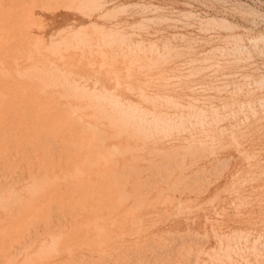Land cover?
<instances>
[{
  "label": "rangeland",
  "instance_id": "374dc122",
  "mask_svg": "<svg viewBox=\"0 0 264 264\" xmlns=\"http://www.w3.org/2000/svg\"><path fill=\"white\" fill-rule=\"evenodd\" d=\"M0 36V49L3 48L7 54L8 49L11 48L12 51L18 47L15 51L21 53L24 51L23 54L26 58L24 59V55L20 52L16 54L15 51L10 52L9 50V54H7L9 56H7L5 53L2 54L3 49L0 51V63L2 64V66L0 64V68L6 69L5 71L1 69L4 75L9 76L8 72H11L13 76L16 72V78L11 77L18 80L21 77V80H16L14 85L12 82L15 79L11 81V78L5 77L6 81H9V84H5L4 75L0 74V80L3 79L0 86L4 87L5 85L6 88L4 90L1 87L0 91L3 89L6 92L9 87L13 86L12 89L10 88L11 90L7 91L8 95L13 91L9 95L12 97L14 92H19L16 88H20L19 85H22L26 90L22 89L21 91L27 93L32 89L36 93H33L32 90L30 93L32 92L37 97L33 102L32 93V96H29V93L24 95L25 93L20 91L22 95L19 92V95L16 94L17 97L14 95L15 99L10 97L12 99L10 100L7 93L4 95L6 99L0 98L4 101L0 100V106L1 104L3 106L2 109L0 107V126L3 127L2 129L0 127V150L4 149V153L0 152V157L4 156L0 158V164H2L0 168L4 165L2 168L5 169L1 168L0 172H2L1 174L6 172L5 175L0 174V187L3 186L2 189L0 188V224L3 222L6 225H0L2 226L0 238L3 237V240H0L1 264H26V262L27 264H161L162 262V264H264V0H0ZM15 36L21 37L18 40H22L24 43H27L29 39L31 46L38 39L40 41L38 40L31 50L28 48L30 44H26L29 45L26 47ZM22 36L26 37L22 38ZM30 36H33L35 41ZM67 36L69 37L67 38ZM6 38H12V41L8 39L11 42H8L10 46L5 43ZM14 39L16 41H13ZM44 41L46 42L44 43ZM75 42L77 46H75ZM20 43L21 45L17 46ZM70 43L74 45L71 44V46ZM2 45L4 47H1ZM21 47L22 50H19ZM25 47L30 53L26 54ZM34 50H37L38 56ZM12 54L13 56H23L22 58L16 56V58L18 57L16 62L14 61L15 57L12 61ZM30 54L34 57L33 59ZM3 55L4 58L6 56L5 59L2 58ZM65 56L66 58H63ZM15 69L17 70L15 71ZM32 71L34 74L31 73ZM59 73L61 76H58ZM31 74L35 75L34 77L37 79L40 77L39 80L35 79L33 82L35 87H38L36 90L35 87L28 86V84H33L30 83V79L32 81L34 77L29 79L32 77ZM22 77L29 81L26 82L27 88L31 87L28 89L29 91L23 85L26 79L24 80ZM49 78L51 79L49 80ZM58 79L61 84L64 83L63 86L59 84ZM43 81L45 82L42 83ZM51 81L53 84L49 83ZM19 82L21 84H18ZM22 82L24 83L22 84ZM55 84L61 85V88ZM41 86H43V90ZM45 86H49V89H44ZM39 87L41 88L39 89ZM62 88L63 90H61ZM47 89L51 92L55 89L57 92L53 90V93L58 94L59 92L62 94L61 91H64L65 93H63L66 95L58 96L56 94L53 96V93ZM3 91L2 94L0 93V97L5 94ZM40 92L47 93L46 96L44 94L46 98L42 99L43 93L40 98ZM49 93L52 96H48ZM37 95H40V100H43H39L40 104L43 103L42 107L39 103H35V100L38 101ZM23 96L25 97L22 98ZM57 96L62 99L60 102L64 104H62L63 106L57 102V100L59 101ZM63 96H66V99H63ZM27 98L34 103L33 106L37 104V107H40L38 111H35L37 107L30 108H35L30 110L32 113L26 111L31 114L26 113L29 117L41 110V113L39 112L41 118L38 113V117H36L37 114L32 116L34 122L30 121L31 119L27 120L28 116H25V118L28 117L25 121L23 118L25 113L18 114L20 118L22 116L23 120L21 119V121L15 116L20 111L21 107L18 104L22 102V99H25L23 101L25 104L29 103L26 101ZM48 99H55V102H50ZM8 100L14 103L17 108L19 107L18 111L15 106L13 108V104L10 105L12 106L9 107L10 109L8 108L14 113L17 111L16 114L11 115L12 112L9 113L8 110H5L6 106L11 104ZM45 100L47 105L50 103L48 106L45 105ZM67 101H70V106L67 105ZM52 102L56 104V107ZM6 103L9 104L6 105ZM22 103L19 105L25 109L26 106ZM32 105L30 104V106ZM71 106H73L72 110L76 108L77 112H75L76 110L72 111ZM47 107L51 110L55 108L64 110L61 112L70 110V113L66 111V114H60V111L55 109L54 112L56 110L59 112H55L58 117L55 115L54 118L52 117L54 113ZM22 111L24 112L21 109L20 112L22 113ZM45 111L48 115L44 113ZM50 112L51 114H49ZM7 113L11 116L14 115L13 117L16 119L10 116L12 121ZM43 113L47 115V118L42 115ZM71 113L77 115L75 118L79 124L82 123V126L80 124L81 129L75 123L74 115L70 117ZM49 115H51L50 121ZM60 115L63 118L62 123L65 124L68 120L66 124L71 126L73 123L75 128L73 125L70 127L65 124L66 127L71 128L69 131L68 128L62 127ZM52 118L56 119V122L60 119L57 122V124L60 123V126H57L55 121L51 122ZM43 119H45V123H49L48 127L46 124L42 125ZM40 120H42V132L38 131L40 128H37L40 125V122L37 123V121ZM14 121L17 124L16 127H12L15 124ZM24 121L25 123L33 122L34 127L31 124H29L31 126L27 123V126L22 124ZM50 123L54 125L51 126ZM43 126L48 129L51 126L52 129L50 131L45 128V132ZM77 127L79 129L76 134ZM4 128L6 130L9 128V132L7 133ZM36 128L40 133L38 136L35 133ZM60 128L68 130L69 133L66 130H60ZM15 129H19L16 131L20 132L16 134ZM53 130H59L61 133L66 132L68 134L66 138L70 137L69 135L76 136L70 137L73 140L71 142L70 138L66 140L65 133L62 135L64 137L62 139L61 133L58 135L59 131L54 132ZM43 133H47L46 136L42 135ZM26 135H32L33 138L29 136L27 139ZM55 135L57 136L55 137ZM77 135H80L79 139ZM10 136L11 142L7 139ZM21 136L23 137L21 138ZM34 136L37 138L41 136L38 138L39 143L42 140L40 145ZM44 136L49 137L44 140L46 139ZM25 138L27 144L24 142ZM83 139L85 143L82 141ZM51 141L53 143H50ZM17 142H21L24 147ZM60 142L64 143L65 147ZM86 142L91 147L85 146ZM80 143H82L81 146ZM67 144L74 148L68 147ZM18 146L20 150L22 149L21 151L17 149ZM83 146L87 147L86 152L81 148ZM81 150L84 154L86 153L85 155L89 154L88 157L82 156ZM8 151L14 152L9 155ZM57 153L59 157L61 156L60 161ZM47 154L53 159L50 157L51 160ZM33 155L39 156V159ZM26 156L28 158L24 159ZM90 157L91 159H89ZM13 158L15 159L13 160ZM32 159L39 163L35 164L31 161ZM42 160L46 163L41 162ZM49 160H54L59 165L53 161L56 168L51 170L54 165ZM70 160L75 161L74 165L78 164L79 168H82L73 167ZM22 163L24 166L31 163L28 169L26 166L27 170H25L29 173H24ZM40 163L42 164L39 165ZM9 164L12 167H9ZM44 164L45 166H43ZM50 164L51 169L49 168ZM5 166L6 168H4ZM59 166L62 167L57 168ZM155 166H159L158 169ZM31 167L36 171V176H34ZM7 168L9 171H6ZM48 168L54 176L59 174L57 177L62 181L67 179L61 183L59 178L53 176L56 179L54 180L53 177L51 178L52 174L49 173ZM72 168L79 170L72 171ZM83 168H88V172L85 170L81 173L80 170ZM29 169L33 171V174ZM133 169L136 170L135 173ZM11 171L13 172L11 173ZM66 171L68 174L70 172L69 176ZM83 172L87 173L83 174ZM130 172L133 174L129 175ZM15 173L17 175H14ZM40 173L48 182L43 178L36 179H39V176L42 177ZM60 173H62L61 177ZM116 174L122 178L120 179V176L118 177ZM124 174L129 175L127 179ZM6 175L9 176V180ZM26 175L29 179L32 178L26 180ZM62 176L64 177L62 178ZM15 178L19 179L17 181L19 183L15 181ZM69 178L71 179L69 180ZM123 178L125 180H122ZM65 182L69 186H66ZM117 182L119 185L115 184ZM91 183L96 185H89ZM54 186L62 188L58 189ZM72 186L76 189L69 193L71 191L69 188ZM142 186L146 188L143 189ZM83 187H86L85 190L88 188L87 192H91L81 191L84 189ZM62 189L63 193H61ZM55 190H58L57 192L60 194L55 195ZM77 191L82 193L79 194ZM106 191H109L108 194ZM4 192H6V196ZM45 192L53 193L52 195L58 196L59 200L66 193L72 195L67 194L68 196L66 195L64 199L61 197L58 202L56 197L54 198L57 200L50 194L49 196L52 197L50 199ZM7 193L10 195L9 199ZM19 194L22 197H19ZM119 194H123L122 197ZM42 196L46 198L44 201ZM6 197L11 202H8ZM119 197L120 199H118ZM47 198L57 205L52 207L54 204L51 205ZM14 203L20 206L17 207ZM29 203L31 205L38 204L35 207H39V209L34 208L33 205L34 211L40 212L35 214L38 216L37 218L35 215H30L35 212L31 210L32 206ZM12 207L14 208L11 209ZM9 209L12 211L9 212ZM15 209L18 211L16 212ZM27 210L31 213H26ZM20 215L22 216L20 217ZM43 217L46 218L43 219ZM13 218L17 219V222ZM28 225L30 226L27 227ZM118 227H121L120 231L117 230ZM4 228L9 231L8 234L4 233ZM10 228L14 232L16 230V234L12 233ZM110 228L114 230H112L114 233L109 231ZM73 229H77L76 232H73L74 235L77 233L75 236H71ZM89 230L92 234L88 232ZM99 230L102 231V234ZM109 232L113 233V236L108 235ZM3 233L9 236L4 239ZM94 233L96 235H93ZM66 234L68 235L64 237ZM91 235L94 237L98 235V237L95 239L92 236L94 239L92 241ZM86 236L92 241L91 243L88 238H85ZM84 239H87L88 242ZM79 241L82 243L79 244ZM18 242L23 243V247ZM3 245L6 246L5 249ZM120 246H122V250ZM139 248L140 250H138ZM2 250H7V253ZM64 250L68 252L66 251V253ZM62 251L65 253L61 254ZM106 251L108 252L106 253ZM4 253L7 257L3 256ZM8 253L9 255H7ZM149 253L150 255H148ZM155 254L156 256H154ZM78 259L80 261H77ZM151 261L152 263H150Z\"/></svg>",
  "mask_w": 264,
  "mask_h": 264
},
{
  "label": "bare ground",
  "instance_id": "6f19581e",
  "mask_svg": "<svg viewBox=\"0 0 264 264\" xmlns=\"http://www.w3.org/2000/svg\"><path fill=\"white\" fill-rule=\"evenodd\" d=\"M0 37H1V36H0ZM2 37H3V36H2ZM6 37H7V36H6ZM24 37H26V36H24ZM24 37L22 36V38H24ZM30 37H33V36H30ZM60 37H61V36H60ZM60 37H59V38H60ZM68 37H69V36H67V38H68ZM70 37H71V36H70ZM13 38H14V37H13ZM15 38H17V36H15ZM20 38H21V37H20ZM20 38H17V40L20 39ZM27 38H28V36H27ZM27 38H26V39H27ZM39 38H40V37H39ZM50 38H51V37H50ZM67 38H66V39H67ZM8 39H9V38H8ZM8 39L6 38V41H5V43H7V44H8V42L11 43L9 40L12 41V38L9 39V40H8ZM33 39H34V37H33ZM51 39H52V38H51ZM51 39H50V40H51ZM70 39H72V37H71ZM70 39H69V40H70ZM0 40H1V39H0ZM3 40H4V39H3ZM7 40H8V41H7ZM23 40H25V39H23ZM36 40H37V38H36ZM38 40H39V39H38ZM38 40H37V41H38ZM41 40H42V39H41ZM50 40H49V41H50ZM60 40H61V38H60ZM13 41H16V39H14ZM18 41H20V40H18ZM25 41H26V40H25ZM27 41H28V42H27ZM27 41H26L27 43H24L22 40H21L20 42H22V43L25 44V45H26V44H30V47H28V48H31V50H32V47L35 46V44H37V41H36V42L34 43V45L32 44V46H31V42L29 43V39H28ZM30 41H31V40H30ZM32 41H33V40H32ZM34 41H35V39H34ZM39 41H40V40H39ZM65 41H66V40H65ZM67 41H68V40H67ZM74 41H76V40H74ZM74 41H73V43H74ZM1 42H2V41H1ZM45 42H46V41H44V43H45ZM62 42H63V41H62ZM70 42H71V40H70ZM77 42H80V41H77ZM3 43H4V42H3ZM13 43H14V42H13ZM17 43H18V42H17ZM49 43H50V42H49ZM73 43H70V45L73 44ZM41 44H42V42H41ZM41 44H40V46H41ZM68 44H69V43H68ZM12 45L14 46V45H16V44H12ZM12 45H11V46H12ZM19 45H21V43L18 44L17 46H19ZM49 45H50V44H49ZM63 45H64V44H63ZM65 45H66V44H65ZM73 45H74V44H73ZM8 46H10V44H8ZM27 46H29V45H26V47H27ZM60 46H61V45H60ZM71 46H72V45H71ZM75 46H77V43H76V42H75ZM75 46H74V47H75ZM1 47H4V46L2 45ZM15 47H16V46H15ZM22 47H23V45H22ZM22 47H21V49L19 48V50H22ZM26 47H25V48H26ZM41 47H42V46H41ZM12 48H13V47H12ZM33 48H34V47H33ZM2 49H3V48H2ZM2 49H0V51H1ZM10 49H11V48H10ZM10 49H8V51H7L8 53H7V54H9V50H10ZM13 49H14V48H13ZM15 49L17 50L18 47H16ZM15 49L12 50V51L10 50V52L15 51ZM44 49H45V48H44ZM24 50L26 51V54L30 53L29 50H28L27 48L24 49ZM27 50H28V51H27ZM37 50H38V47H37ZM37 50H36V51H37ZM57 50H58V49H57ZM64 50H65V49H64ZM2 51H3L2 54L6 52V51H4V49H3ZM36 51L34 50V52H35L36 55H37V52H36ZM38 51H39V50H38ZM15 52H16V51H15ZM19 52H20V51L16 52V54L19 53ZM27 52H28V53H27ZM31 52H32V51H31ZM34 52H33V53H34ZM41 52H42V51H41ZM44 52H45V51H44ZM20 53H21V52H20ZM23 53H24V51H23ZM23 53H21V54H23ZM2 54H1V55H2ZM5 54H6V53H5ZM7 54H6V55H7ZM10 54H11V53H10ZM16 54H15V55H16ZM40 54H41V53H40ZM47 54H48V52H47ZM51 54H52V53H51ZM23 55H24V54H23ZM23 55H22V56H23ZM31 55H32V54H30V56H31ZM33 55H34V54H33ZM64 55H67V54H64ZM69 55H71V54H69ZM69 55H67V56H69ZM7 56H9V55H7ZM12 56H13V54L11 55V57H12ZM16 56H18V55H16ZM16 56H13V57L11 58L12 61L16 58ZM22 56H18V57H21V58H22ZM26 56H27V55H26ZM30 56H28V57H30ZM37 56H38V55H37ZM14 57H15V58H14ZM18 57H17V58H18ZM23 57H24V59H26V58H25V55H24ZM31 57H32V56H31ZM43 57H44V56H43ZM56 57H57V56H56ZM0 58H1V57H0ZM2 58H4V55H3ZM5 58H6V56H5ZM5 58H4V59H5ZM7 58H10V57H7ZM13 58H14V59H13ZM17 58H16L14 61H16ZM33 58H34V57H32L31 59H33ZM60 58H61V57H60ZM63 58H66V56L63 57ZM7 60H8V59H7ZM37 60H38V59H36V61H37ZM64 60H65V59H64ZM5 61H6V60H5ZM17 61H18V60H17ZM17 61H16V62H17ZM38 61H39V60H38ZM3 62H4V61H3ZM33 63H34V62L32 61V65H33ZM0 64H1V63H0ZM3 64H4V63H3ZM23 64H24V63H23ZM4 65H5V64H4ZM14 65H15V64H14ZM30 65H31V64H30ZM1 66H2V64H1ZM7 66H8V64H7ZM15 66H16V65H15ZM5 67H6V66H5ZM8 67H9V66H8ZM26 67H27V66H26ZM31 67H32V66H31ZM31 67H29V68H31ZM34 67H35V66H34ZM42 67H44V66H42ZM42 67H41V68H42ZM13 68H14V66H13ZM24 68H25V67H24ZM37 68H38V67H37ZM49 68H51V67H49ZM49 68H48V70H49ZM1 69H2V68H0V72H2V73H0V74H3V75H4V72L1 71ZM3 69H4V68H3ZM3 69H2V70H3ZM8 69H9V68H8ZM27 69H28V67H27ZM31 69H33V68H31ZM39 69H40V68H39ZM5 70H6V69H4V71H5ZM10 70H11V69H10ZM10 70H9V71H10ZM16 70H17V69H15V71H16ZM22 70H23V69H22ZM44 70H45V69H44ZM11 71H13V70H11ZM23 71H24V70H23ZM34 71H35V70H34ZM60 71L62 72V70H60ZM7 72H8V71H7ZM24 72H25V71H24ZM29 72H30V71H29ZM29 72H28V73H29ZM35 72H36V71H35ZM48 72H49V71H48ZM50 72H51V71H50ZM57 72H58V71H57ZM8 73H10L11 75L9 74V76H8V75L6 74L7 76L4 75V78H5V77L11 78V81H12V79H13L12 77H15L16 72H15V75H13V76H12V73H11V72H8ZM31 73H33V71H32ZM13 74H14V72H13ZM29 74H30V73H29ZM33 74H34V73H33ZM40 74H41V73H40ZM46 74H47V73H46ZM59 74H60V73H59ZM59 74H58V76H61V74H60V75H59ZM65 74H66V72H65ZM19 75H20V74H19ZM19 75H18V76H19ZM23 75H24V74H23ZM48 75H49V74H48ZM53 75H55V74H53ZM66 75H67V74H66ZM11 76H12V77H11ZM24 76H25V75H24ZM28 76H29V75H28ZM28 76H26V78H28ZM30 76H32V77H29V79H30V78L33 79V77H34L35 75L33 76V75L31 74ZM68 76H69V75H68ZM68 76H67V77H68ZM36 77H37V76H36ZM42 77H43V76H42ZM47 77H48V76H47ZM50 77H51V76H50ZM65 77H66V76H65ZM1 78H3V77H1ZM15 78H16V77H15ZM15 78H14V79H15ZM22 78H23V77H22ZM26 78H23V79L25 80ZM51 78H52V77H51ZM51 78H49V80H50ZM56 78H58V77H56ZM56 78H55V79H56ZM14 79H13V80H14ZM23 79H22V80H23ZM35 79H36V80H39L40 77H39V79H37V78L34 77V79H33L32 81H31V79H30V83H33ZM41 79H42V78H41ZM43 79H44V78H43ZM68 79H69V78H68ZM71 79H72V78H71ZM2 80H3V79H1L0 82H1ZM8 80H9V79H8ZM16 80H18V79H15L14 82H12L13 85H14V83L16 82ZM20 80H21V77H20ZM20 80H18V81H20ZM58 80H59V79H58ZM62 80H63V78H62ZM64 80H65V79H64ZM4 81H6V78H5ZM11 81H10V82H11ZM27 81H28V80L26 79L25 83L22 82V84L24 83L23 85L26 86V85H27V83H26ZM45 81H46V80H45ZM45 81H43L42 83H44ZM53 81H54V80H53ZM53 81H51L52 83H51V82H49V83H50V84H53ZM59 81H60V80H59ZM59 81L56 80V82H59ZM28 82H29V81H28ZM37 82H39V81H37ZM64 82H65V81H64ZM66 82H67V80H66ZM6 83L9 84V81H6L5 84H6ZM35 83H36V81H35ZM67 83H68V82H67ZM10 84H11V83H10ZM15 84H16V83H15ZM18 84H21V83L19 82ZM36 84L38 85V83H36ZM47 84H48V83H47ZM47 84H46V85H47ZM59 84H61V81H60ZM63 84H64V83H63ZM63 84H61V85L63 86ZM32 85H34V83L31 84V85L28 84V86H31L32 88H34L35 85H34V86H32ZM37 85H36V86H37ZM39 85H40V84H39ZM44 85H45V84H44ZM55 85H57V84H55ZM61 85H60V86L57 85V86H59V87L61 88ZM20 86H21V87H20ZM25 86H24V87H25ZM52 86H53V85H52ZM67 86H68V85H67ZM71 86H72V85H71ZM1 87H2V85L0 86V88H1ZM8 87H9V86H8ZM11 87H13V86H11ZM11 87H9L8 90H11V89H12ZM15 87H17V86L15 85ZM19 87H20V88H16L17 92H18V91L20 92V91L23 89L22 85H19ZM31 87H30V88H27V86H26L27 90H28V89H31ZM41 87H42V90H43V86H41ZM41 87H39V89H40ZM59 87H55V88L57 89V88H59ZM65 87H66V86H65ZM2 88H3L4 90H6L5 85H4V87H2ZM10 88H11V89H10ZM37 88H38V87H35V90H36ZM45 88H48V89H49V86H48V87L45 86L44 89H45ZM53 88H54V87H53ZM60 88H59V89H60ZM70 88H71V87H70ZM3 89H2V91H3ZM18 89H19V90H18ZM48 89H47V90H48ZM64 89H65V88H64ZM72 89H73V88H72ZM8 90H7V91H8ZM23 90H26V89L24 88ZM31 90H32V89H31ZM31 90H30V91H31ZM53 90H55V89H53ZM53 90H52V92H51V90H48V91H50L51 93H53ZM61 90H63V88H62ZM2 91H0L1 94H2ZM7 91H6V92L3 91L5 94H3V97H0V98L6 99V98H4V95H6ZM14 91H15V90H14ZM28 91H29V90H28ZM30 91H29V92L26 91L27 93H25L24 91H21V92H22V93H25L24 95H28V93H29V96H30V95L32 96V94H33L34 92L36 93V91L32 90L33 93L31 92V93H32V94H31ZM37 91H38V90H37ZM48 91H47V92H48ZM55 91H56V90H55ZM59 91H60V90H59ZM65 91H66V90H65ZM67 91H68V89H67ZM69 91H70V90H69ZM12 92H13V91H11V93H12ZM19 92H18V93H19ZM21 92H20V93H21ZM38 92H39V91H38ZM56 92H57V91H56ZM61 92H62V94H60V92H59V94L54 92L55 94L53 93V96H54V95L56 96V94H57L58 96H59V95L62 96V95L65 93L64 91H61ZM63 92H64V93H63ZM11 93L9 92V95H10ZM18 93L14 92V95L17 97L16 94H18ZM20 93H19V94H20ZM22 93H21V95H22ZM41 93H43V96H44V94H45V96L47 95V93H45V92H40V93H39V94L41 95V96L39 95L40 98H42V94H41ZM70 93H71V92H70ZM81 93H82V92H81ZM1 94H0V95H1ZM19 94H18V95H19ZM9 95H8V93H7V97H8ZM14 95H12V97L9 96V99H10V97L15 99ZM49 95L52 96L50 93L48 94V96H49ZM64 95H66V94H64ZM72 95H73V94H72ZM88 95H89V94H88ZM33 96H34V98H33V97H32V98H33V102H34V99H35L36 96H35L34 94H33ZM37 96H38V95H37ZM39 96H38V101L35 100V103H37V104H38L42 99L46 98V97L44 96V97L40 100ZM58 96H57V97H58ZM5 97H6V96H5ZM24 97H25V96H23L22 98H24ZM64 97H65V98H64ZM67 97H68V96H67ZM70 97H71V96H70ZM92 97H93V96H92ZM32 98H31V100H32ZM36 98H37V97H36ZM75 98H76V97H75ZM14 99H13V100H14ZM16 99H17V98H16ZM18 99H20L19 96H18ZM57 99H59V101L57 100V102H60V100H62V99H60V97H58ZM63 99H66V96H63ZM67 99H70V98H67ZM0 100H1V99H0ZM10 100H12V99H10ZM10 100H8L9 103H11ZM24 100H25V99H22L21 101L23 102ZM39 100H40V101H39ZM46 100H47V99H46ZM46 100H45V105L48 106L50 103L47 105V104H46V103H47ZM48 100H49V99H48ZM1 101L4 102L3 100H1ZM5 101H6V100H5ZM15 101L20 102L19 100H15ZM15 101H13V102H15ZM26 101L29 102L31 105L34 104V103H32L31 101H29L28 98L26 99ZM36 101H37V102H36ZM42 101H43V100H42ZM49 101H50V102H51V101H54V102H55V99H54V100L51 99V100H49ZM49 101H48V102H49ZM18 102H16V103H18ZM22 102H20V103H22ZM69 102H70V101H69ZM69 102L67 101L68 104L65 103V102H64V103L67 104V105H69ZM0 103H1V102H0ZM9 103H8V104H9ZM16 103H15V104H16ZM20 103H19V104H20ZM23 103H24V105L26 106L25 109L22 108V106L18 104V106L21 107V108H20V111H21V109L24 110V112L22 111V113H21L20 111L17 113V111H18L17 109H18L19 107L17 108V106H15L14 103L9 104L8 107L6 106V109H5V110H8L9 107H12V106H10V105L13 104V108H14V106H15V107H16V110H17V111H16L17 115H15V116L17 117L18 120L21 121L22 116H21V118H20V116H19L18 114H20V115H22L23 113H25V114H26V113H27V114H30V113H32V111H30V110H34V109H35V108H33V109H30V108H32V107H37V104H36V106H35V105H34V106H33V105L30 106L29 103H28V104L26 103L27 105H29V106L27 107V105L25 104V102H23ZM23 103H22V104H23ZM52 103H53V102H52ZM8 104L6 103V105H8ZM39 104H40V103H39ZM57 104L59 105V103H57ZM60 104L62 105L63 103L60 102ZM16 105H17V104H16ZM41 105L43 106V103L40 104V107H42ZM53 105L56 107V104L53 103ZM63 105H64V104H63ZM63 105H62V106H63ZM71 105H72V104H71ZM51 106H52V104L50 105V108H51ZM54 106H53V107H54ZM65 106H66V105H65ZM69 106H70V105H69ZM0 107H1V109L3 108L2 104H1ZM23 107H24V106H23ZM40 107H37V109H35V111H36V110L38 111V108H40ZM44 107H45V106H44ZM59 107H60V106H59ZM72 107H73V106L70 107L71 110H72ZM74 107H75V106H74ZM116 107H117V106H116ZM47 108H48V107H47ZM47 108H46V110H47ZM50 108H48L49 111L51 110ZM62 108H63V107H62ZM67 108H68V107H67ZM9 109H10V108H9ZM27 109H29V110H27ZM43 109H44V108H42V110H43ZM55 109H58V108H55ZM55 109H54V110H55ZM60 109H61V108H60ZM65 109H66V108H65ZM5 110L3 109V111H5ZM12 110H13V109H12ZM44 110H45V109H44ZM52 110H53V109H52ZM52 110H51V112L54 113V114H53L54 116H52V117L55 118V117L57 116V114L55 113L57 110H56L55 112H54V110H53V111H52ZM58 110H59V109H58ZM73 110H74V111L76 110L75 112H77V109H76V108L73 109ZM73 110H72V111H73ZM121 110H122V109H121ZM8 111H9V113L12 112L11 110H8ZM26 111H30V113H29V112H26ZM35 111H34V112H35ZM47 111H48V110H47ZM49 111H48V112H49ZM59 111H60V114H61V113L63 114V113H65L66 111H69V113H70V110H66L65 112H61V111H64V110L61 109V110H59ZM59 111H57V112H59ZM72 111H71V112H72ZM123 111H124V110H123ZM125 111H126V110H125ZM34 112H33V113H34ZM39 112L41 113V110H40ZM39 112H36V114H37V113L39 114ZM51 112H50L49 114H51ZM75 112H72V113L75 114ZM0 113H1V112H0ZM9 113H7L8 116H9V118L12 117V118L16 119V117H13L14 115L11 116L12 114H16V113L12 112L11 115H9ZM44 113H46V111H45ZM44 113H43L42 115H44ZM72 113H71V116L69 115L70 117H72V115H74V114H72ZM7 114H6V117H7ZM25 114H23V115H24V117H23L24 120H25L26 118L29 117L27 114H26V115H25ZM34 114H35V113H34ZM34 114H32V116H33ZM36 114H35V115H36ZM38 114L36 115V117H38ZM46 114H47V113H46ZM58 114H59V113H58ZM65 114H66V113H65ZM76 114H78V113H76ZM4 115H5V114H4ZM30 115H31V114H30ZM35 115H34V116H35ZM40 115H41V114H39V117L41 118L42 116H40ZM47 115H48V114H47ZM47 115H44V116L46 117ZM55 115H56V116H55ZM10 116H11V117H10ZM18 116H19V118H18ZM25 116H28V117L25 118ZM32 116L29 117L27 120L31 119L30 121H33L32 119H33L34 117L32 118ZM50 116H51V115H49V117H48V118H49V121L51 120ZM61 116H62V115H60V117H61ZM64 116H65V115H64ZM66 116H67V115H66ZM75 116H77V115H74L73 117L75 118ZM0 117H1V116H0ZM3 117H5V116H3ZM3 117H2V118H3ZM36 117H35V118H36ZM57 117H58V116H57ZM60 117H59V118H60ZM136 117H137V116H136ZM12 118H11V119H12ZM40 118H38V119H40ZM46 118H47V117H46ZM54 118H52V121H51V122H53V121L56 120V119L53 120ZM61 118H62V117H61ZM61 118H60V119H61ZM66 118H67V117H66ZM66 118H65V119H66ZM130 118H131V117H130ZM38 119H36V120H38ZM60 119H58V120H60ZM77 119H78V118H77ZM22 120H23V119H22ZM27 120H25V121H27ZM34 120H35V119H34ZM44 120H45V119H43V121H42V120L37 121V123L40 122V125L38 124L39 127H37V128H40V129H38V131L41 130L40 132H42L41 121H42V125H43V124H46V126H47V124H49V123H45ZM47 120H48V119H47ZM58 120H57V122H58ZM72 120L74 121V119H72ZM72 120H71V122H72ZM75 120H76V118H75ZM78 120H79V119H78ZM133 120H134V119H133ZM5 121H6V119H5ZM12 121H13V119H12ZM12 121H11V123H12ZM15 121H16V120H15ZM15 121H14V123H15ZM25 121H24V123L22 122V124L25 125V124L27 123V122L25 123ZM61 121L63 122V118H62V120H60V123H62ZM67 121H68V120H66L65 124L68 123ZM33 122H34V121H33ZM33 122H31V123L28 122L27 124H28V125H29V124L32 125ZM43 122H44V123H43ZM55 122H56V121H55ZM57 122H56V124H57ZM69 122H70V121H69ZM7 123H8V121H7ZM11 123H10V124H11ZM18 123H19V122H18ZM37 123H36V124H37ZM53 123H54V122H53ZM53 123H52V124H53ZM60 123H58L57 126H60ZM75 123L77 124V126H78L79 128H80V124H81V126H82V123L79 124V123L77 122V120H76ZM75 123H74V124H75ZM114 123H115V122H114ZM0 124H1V120H0ZM19 124H20V123H19ZM27 124H26V126H27ZM36 124H35V126H36ZM50 124H51V123H50ZM52 124H51V126L54 125V124H53V125H52ZM62 124L64 125V126L62 125V127H66L64 123H62ZM71 124L73 125V123H71ZM76 124H75V125H76ZM78 124H79V125H78ZM6 125H8V124H6ZM15 125H17V124L15 123L14 126H12V127H16ZM31 125H29V126H31ZM33 125H34V124H33ZM33 125H32V126H33ZM66 125H68V124H66ZM72 125H71V126H72ZM18 126H19V125H18ZM20 126H21V124H20ZM22 126H23V125H22ZM26 126H24V127H26ZM48 126H49V125H48ZM48 126H47V127H48ZM51 126L49 127L50 129H48L47 127L43 126V127H44V131L46 130L45 128H47L48 130L51 131V129H52ZM55 126H56V125H55ZM68 126H70V125H68ZM68 126H67L66 128H68V130H69V129L71 130V128H69ZM71 126H70V127H71ZM73 126H74V125H73ZM124 126H125V125H124ZM0 127H1V126H0ZM4 127H5V124H4ZM8 127H9V126H8ZM10 127H11V126H10ZM12 127H11V128H12ZM24 127H23V128H24ZM33 127H34V126H33ZM62 127H61V128H62ZM78 127L76 128L77 130L75 131L76 134H77V131H78V129H79ZM2 128H3V127H1V129H2ZM5 128H6V127H5ZM5 128H4V130H6ZM23 128H21V129L24 130L25 128H24V129H23ZM27 128H28V127H27ZM27 128H26V130H29V129H27ZM37 128L35 129V130H36L35 133H37L36 135L38 136V134L40 135V133H38ZM55 128H56V127H55ZM61 128H60V130H64V129H61ZM74 128H75V126H74ZM74 128H73V129H74ZM12 129H14V128H12ZM12 129H11V130H12ZM19 129H20V128H19ZM19 129H15V131H16V130H19ZM21 129H20V130H21ZM57 129H59V128L57 127ZM80 129H81V128H80ZM8 130H10V129L7 128V130H6L7 133L9 132ZM30 130H31V127H30ZM65 130H66V129H65ZM65 130H64V131H65ZM68 130H66V132H67ZM70 130H69V131H70ZM74 130H75V129H74ZM15 131H12V132L10 131V132H11V133H13V132L16 133L17 131H16V132H15ZM32 131H34V129H32ZM53 131H54V130H53ZM57 131H59V130H55L54 132H57ZM69 131H68V133H69ZM82 131H83V130H82ZM19 132H20V131H19ZM19 132H17L16 134H18ZM22 132H23V131H22ZM45 132H46V131H45ZM66 132H62V133H61V131H59V132H58V135H59V133H61V136H62L63 133H65L64 135H66V136H65V138H66L67 135H68ZM72 132H73V130H72ZM3 133H4V132H3ZM47 133H48V131H47ZM47 133H46V134H47ZM49 133H50V132H49ZM73 133H74V132H73ZM73 133H72V134H73ZM78 133H79V132H78ZM4 134H5V133H4ZM30 134H31V133H30ZM46 134L43 133L42 135H45V136H46ZM52 134H53V132H52ZM1 135H2V134H1ZM9 135H10V134H9ZM11 135H14V134H11ZM32 135H33V134H32ZM32 135H29V136H30L31 138H33ZM5 136L7 137V134H6ZM26 136H27V135H26ZM29 136H27V139H29ZM45 136H44V138H46V139H44V140H47V139H48L47 137H49V136H47V137H45ZM56 136H57V135H55V137H56ZM61 136H60V139H61ZM69 136L72 137V136H76V135H72V136L69 135ZM79 136H80V135H77V138H78ZM15 137H16V136H15ZM22 137H23V136H21V138H22ZM24 137H25V136H24ZM34 137H36V136H34ZM39 137H41V136H39ZM39 137H38V138H39ZM42 137H43V136H42ZM55 137H54V138H55ZM62 137H63V136H62ZM70 137H68V138H70ZM10 138H11V136L8 137L7 139L9 140ZM36 138H37V137H36ZM38 138H37V140H36L37 142L39 141ZM68 138H66V140H68ZM72 138H74V137H72ZM42 139H43V138H42ZM52 139H53V138H52ZM62 139H64V137H63ZM70 139H71V138H70ZM78 139H79V138H78ZM80 139H82V138H80ZM5 140H6V139H5ZM12 140H13V139H12ZM16 140H19V139H16ZM16 140H15V141H16ZM21 140H22V139H21ZM23 140H24V138H23ZM23 140H22V141H23ZM31 140H32V139H31ZM75 140H76V139H75ZM75 140H74V143H75ZM0 141H1V140H0ZM9 141H10V140H9ZM15 141H14V142H15ZM19 141H20V140H19ZM28 141H29V140H28ZM32 141H33V140H32ZM54 141H55V140H54ZM72 141H73V140L71 139V142H72ZM82 141L85 143V140H84V139H83ZM6 142H7V140L5 141V143H6ZM10 142H11V141H10ZM24 142L27 144L26 138H25V141H24ZM37 142H36V143H37ZM41 142H42V140L40 141V143H41ZM44 142H46V141H44ZM55 142H56V141H55ZM71 142H70V143H71ZM76 142H77V140H76ZM80 142H81V141H80ZM83 142H82V143H83ZM12 143H13V142H12ZM17 143H18V142H17ZM19 143L22 145L21 142H19ZM19 143H18V144H19ZM34 143H35V140H34ZM38 143H39V142H38ZM38 143H37V144H38ZM40 143H39V145H40ZM50 143H53V141H51ZM50 143H49V145L53 146V145L50 144ZM57 143H58V142H57ZM78 143H79V141H78ZM82 143H80V146H81ZM13 144H14V143H13ZM23 144H24V143H23ZM26 144H25V145H26ZM28 144H29V143H28ZM32 144H33V143H32ZM54 144H55V143H54ZM60 144H61V142H60ZM62 144L64 145V143H62ZM62 144H61V145H62ZM92 144H93V143H92ZM33 145H35V144H33ZM58 145H59V143H58ZM67 145H68V144H67ZM71 145H72V143H71ZM83 145H84V144H83ZM87 145H88V144H87V142H86L85 146H87ZM2 146H3V145H2ZM4 146H6V145H4ZM22 146H23V145H22ZM22 146H21V147H22ZM35 146H36V145H35ZM42 146H45V145L42 144ZM74 146H75V144H74ZM85 146H83V147H81V148H83V150L85 149V152H86L87 147L84 148ZM88 146H90V145H88ZM15 147H16V146H15ZM23 147H24V146H23ZM29 147H30V146H29ZM36 147H37V146H36ZM48 147H49V146H48ZM48 147H47V148H48ZM62 147H63V146H62ZM62 147H61V148H62ZM64 147H65V145H64ZM68 147H71V146L68 145ZM77 147H78V146H77ZM90 147H91V146H90ZM90 147H89V148H90ZM92 147H93V145H92ZM6 148H7V147H5V149H6ZM42 148H43V147H42ZM44 148H46V147H44ZM51 148H52V147H51ZM71 148H72V147H71ZM71 148H70V149H71ZM73 148H74V147H73ZM73 148H72V149H73ZM89 148H88V149H89ZM93 148H94V147H93ZM8 149H9V148H8ZM17 149L20 150V147L18 146ZM28 149L30 150V148H28ZM53 149H54V147H53ZM53 149H52V150H53ZM65 149H66V148H65ZM67 149H68V148H67ZM76 149H78V148H76ZM94 149H95V148H94ZM3 150H4V149H3ZM3 150H2V151H3ZM6 150H7V149H6ZM11 150H12V148H11ZM14 150H15V149H14ZM21 150H22V149H21ZM21 150H20V151H21ZM32 150H33V148H32ZM41 150H42V149H41ZM49 150H50V149H49ZM52 150H50V151H52ZM61 150H63V148H62ZM83 150H81V152H82ZM2 151L0 150V152H2ZM25 151H26V150H25ZM57 151H58V150H57ZM57 151H56V152H57ZM96 151H97V150H96ZM12 152H14V151H12ZM12 152H9V151H8V154L10 155V153L12 154ZM17 152H18V151H17ZM35 152H36V151H35ZM53 152H54V151H53ZM97 152H98V151H97ZM3 153H4V151H3ZM21 153H22V152H21ZM23 153L25 154L24 151H23ZM26 153H27V152H26ZM36 153H37V152H36ZM36 153H34V154H36ZM41 153H43V152H41ZM54 153H55V152H54ZM82 153H83V154H82ZM82 153H81L82 156L86 154V153L84 154V152H82ZM90 153H91V151H90ZM110 153H111V152H110ZM6 154H7V153H6ZM50 154H51V153H50ZM59 154H60V153H59ZM67 154H69V153H67ZM70 154H72V152H70ZM81 154H79V155L81 156ZM26 155H27V154H26ZM38 155H39V152H38ZM45 155H46V154H45ZM47 155H48V154H47ZM63 155H64V154H63ZM87 155H89V154H87ZM87 155H85V157H86ZM93 155H94V154H93ZM33 156H34V157H37L36 155H33ZM41 156H43V155H41ZM48 156H49V155H48ZM48 156H47V157H48ZM57 156H58V153H57ZM90 156H92V154H90ZM3 157H4V156H3ZM3 157H2V155H1L0 158H3ZM18 157H19V155H18ZM21 157H22V156H21ZM28 157H29V154H28ZM28 157L26 156V158H24V157H23V158H24V159H27ZM38 157H39V156H38ZM38 157H37V158H38ZM45 157H46V156H45ZM50 157H51V156H49V158H50ZM54 157H55V156H54ZM60 157H61V156H60ZM60 157L58 156V160H59V161H60V159H59ZM64 157H66V156H64ZM64 157L62 158L63 161H64ZM87 157H88V156H87ZM23 158H22V160H24ZM51 158L53 159V157H51ZM51 158H50V159H51ZM10 159L12 160V158H10ZM10 159H9V160H10ZM14 159H15V158H13V160H14ZM17 159H18V158H17ZM38 159H39V158H38ZM45 159H46V158H45ZM52 159H51V160H52ZM89 159H91V157H90ZM167 159H168V158H167ZM51 160H49V161H51ZM73 160H74V159H73ZM73 160H70V161H72V163H73V164H72V163L70 162V163L72 164V166L74 165V162H75V161L73 162ZM83 160H84V159H83ZM87 160H88V159H87ZM87 160H86V161H87ZM165 160H166V159H165ZM169 160H170V159H169ZM169 160H168V161H169ZM15 161H16V160H15ZM15 161H13V164H15V163H14ZM17 161H18V160H17ZM17 161H16V162H17ZM26 161H27V160H26ZM31 161L35 162V164H36V163H39V162H37V160L34 161V160L32 159ZM38 161H39V160H38ZM53 161H54V160H53ZM53 161H51V162L53 163ZM56 161H57V159H56ZM56 161H54V162H56ZM59 161H58V162H59ZM63 161H62V162H63ZM79 161H80V160H79ZM86 161H85V162H86ZM170 161H171V160H170ZM170 161H169V162H170ZM174 161H175V160H174ZM10 162H11V161H10ZM27 162H28V161H27ZM41 162H43V160H42ZM51 162H50V163H51ZM76 162H77V161H76ZM81 162H82V161H81ZM81 162H78V163L80 164ZM85 162H84V163H85ZM164 162H165V161H164ZM164 162H163V163H164ZM3 163H4V162H3ZM6 163H7V162H6ZM43 163H46V161H44ZM86 163H87V162H86ZM17 164H18V163H17ZM20 164H21V163H20ZM24 164H25V162H24ZM24 164L22 163V166H23L22 168H24V171H25V170L28 169V167H29V165H31V163H29L28 166L26 165V166H27V169H26V166H24ZM41 164H42V163H40L39 165H41ZM47 164H48V163H47ZM56 164H58V163L56 162ZM56 164H54V163L52 164V165H54V167H52V169H51V164H50V165H49V166H50L49 168H50L51 170H53L54 168H56V167H55ZM71 164H70V165H71ZM76 164H77V163H76ZM171 164H173V163H171ZM0 165H2V164H0ZM18 165H19V164H18ZM58 165H59V164H58ZM62 165H63V164H62ZM87 165H88V164H87ZM3 166H4V165H3ZM3 166H2V167H3ZM6 166H7V165H6ZM6 166H5L4 168H6ZM8 166H9V167H12V166H10V164H9ZM16 166H17V165H16ZM20 166H21V165H20ZM37 166H38V164H37ZM37 166H35L36 169H38ZM43 166H45V164H44ZM46 166H47V165H46ZM77 166H78V164H77V165H74L73 167H77ZM81 166H84V165H81ZM160 166H161V165H160ZM169 166H170V165H169ZM169 166H168V167H169ZM2 167H1V168H2ZM60 167H62V166H59V167H57V168H60ZM69 167H70V166H69ZM155 167H156V166H155ZM158 167H159V166H158ZM158 167H156V169H158ZM170 167H171V166H170ZM1 168H0V170H1ZM13 168H14V167H13ZM19 168H20V167H18V169H19ZM31 168H32V167H31ZM49 168H48L47 170H49ZM70 168H71V167H70ZM78 168H79V166H78ZM78 168H77V169H76V168H72L71 170H72V171H73L74 169L79 170V169H81L82 167L79 168V169H78ZM130 168H132V167H130ZM160 168H161V167H160ZM68 169H69V168H68ZM87 169H88V168H86V169L83 168V170H80V171H81V173H82V171L85 172V170H87ZM161 169H162V168H161ZM2 170H5V169L2 168ZM7 170L9 171L8 168L6 169V171H7ZM13 170H14V169H13ZM20 170H21V168H20ZM32 170H33V168H32ZM39 170H41V169L39 168ZM63 170H64V169H63ZM76 170H74V171H76ZM129 170H130V169H129ZM131 170H132V169H131ZM133 170H135V169H133ZM137 170H138V169H137ZM159 170H160V169H159ZM159 170H156V171H159ZM14 171H15V170H14ZM29 171L32 172V174H33V171H34V174L36 173L35 170L31 171V169H29ZM44 171H45V170H44ZM61 171H62V168H61ZM64 171H65V170H64ZM126 171H127V170H126ZM12 172H13V171H11V173H12ZM17 172H18V170H17ZM21 172H22V171H21ZM51 172H53V171H51ZM54 172H55V171H54ZM56 172H59V171H56ZM68 172H69V171H68ZM84 172H83V174H86V173L88 172V170H87L86 173H84ZM133 172L135 173L136 170L133 171ZM1 173H2V172H0V174H1ZM5 173H6V172H5ZM5 173H4V174H1V175H5ZM24 173L27 174V173H29V172H26V171H25ZM24 173H23V174H24ZM47 173H48V172L46 171V174H47ZM49 173H50V170H49ZM66 173H67V171H66ZM71 173H72V172H71ZM75 173L77 174V172H75ZM131 173H132V172H130L129 175H131ZM158 173H159V172H158ZM7 174H8V173H7ZM40 174H41V173H40ZM43 174H44V172H43ZM46 174H45V175H46ZM50 174H52V173H50ZM54 174H55V173H54ZM61 174H62V173H60V177H61ZM67 174H68V173H67ZM69 174H70V172H69ZM69 174H68V176H69ZM132 174H133V173H132ZM154 174H155V173H154ZM1 175H0V176H1ZM8 175H9V174H8ZM8 175H6L7 178L9 177ZM10 175H11V174H10ZM14 175H17V174L15 173ZM18 175H19V174H18ZM21 175H22V174H21ZM38 175H39V174H38ZM41 175H42V174H41ZM48 175H49V174H48ZM63 175H64V173H63ZM116 175H117L118 177L120 176V175H118V174H116ZM124 175H125L126 179L128 178L127 176H129V175L126 176V174H124ZM160 175H161V174H160ZM12 176H13V174H12ZM19 176H20V175H19ZM26 176H27V175H26ZM29 176H30V174H29ZM34 176H36V174H35ZM34 176H33V177H34ZM53 176H54V175L52 174V175H51V178H52ZM57 176H59V174H56V176H54V177L56 178ZM71 176H72V174H71ZM17 177H18V176H17ZM24 177H25V176H24ZM46 177H48V176H46ZM49 177H50V175H49ZM54 177H53V178H54ZM63 177H64V176H62V178H63ZM66 177H67V176H66ZM7 178H6V179H7ZM18 178H19V177H18ZM31 178H32V177H30V179H31ZM35 178H36V177H35ZM40 178H43V175H42V177L39 176V179H38V178H36V179H37V180H41ZM55 178H54V180H56ZM57 178H59V177H57ZM78 178H79V177H78ZM121 178H122V177L120 176V179H121ZM4 179H5V177H4ZM10 179H11V178H10ZM12 179H14V178H12ZM28 179H29V178H28V176H27L26 180H28ZM30 179H29V180H30ZM44 179L46 180V182H48L47 179H46L45 177L43 178V180H44ZM66 179H67V178L63 179V181L66 180ZM70 179H71V178H69V180H70ZM74 179H75V178H74ZM1 180H2V178H1ZM7 180H9V178H8ZM18 180H19V179H16V178H15V181H16V182H17ZM117 180H118V179H117ZM122 180H125V179L123 178ZM5 181H6V180H5ZM5 181H3V182H5ZM10 181H11V180H10ZM52 181H53V180H52ZM52 181H51V183H52ZM59 181H61V183H64V182L61 180V178H59ZM6 182H7V181H6ZM6 182H5V184H6ZM11 182H12V181H11ZM26 182H27V181H26ZM40 182H43V181H40ZM49 182H50V181H49ZM69 182H70V181H69ZM75 182H76V181H75ZM118 182H119V181H118ZM118 182L115 183V184L119 185ZM1 183H2V181H1ZM12 183L15 184L14 182H12ZM12 183H11V184H12ZM17 183H19V182H17ZM37 183H38V182H37ZM44 183H45V182H44ZM61 183H60V185H61ZM65 183H66V182H65ZM94 183H95V182H94ZM11 184H10V185H11ZM21 184H22V183H21ZM39 184H41V183H39ZM58 184H59V182L57 183V185H58ZM66 184H67L66 186H69L68 183H66ZM71 184H72V183H71ZM121 184H122V182H121ZM0 185H1V184H0ZM22 185H23V184H22ZM26 185H27V184H26ZM26 185H24V186H26ZM29 185H30V184H29ZM46 185H47V184H46ZM52 185H53V183H52ZM57 185H56V186H57ZM63 185H64V184H63ZM74 185H75V184H74ZM89 185L95 186L96 184L93 185V183H91V184H89ZM89 185H88V187H89ZM140 185H141V184H140ZM140 185H139V186H140ZM142 185H143V184H142ZM4 186H5V185H4ZM8 186H9V185H8ZM27 186H28V185H27ZM41 186H43V185H41ZM41 186H40V187H41ZM48 186H49V185H48ZM56 186H54V188H55ZM61 186H62V185H61ZM61 186L56 187V188H58V189H59V188H62ZM64 186H65V185H64ZM83 186H84V185H83ZM152 186H153V184H152ZM17 187H19V186H17ZM22 187H23V186H22ZM22 187H20V188H22ZM38 187H39V186H38ZM44 187H45V185H44ZM72 187H73V186H72ZM72 187L69 188V190H71V191H69V193L72 192V190L76 189V188H74V187H73V189H71ZM75 187H76V186H75ZM119 187H120V186H119ZM143 187H144V186H142V188H143ZM0 188H1V187H0ZM2 188H3V186H2ZM2 188H1V189H2ZM23 188H24V187H23ZM30 188H31V187H30ZM36 188H37V187H36ZM49 188H50V187H49ZM63 188H64V187H63ZM67 188H68V187H67ZM67 188H66V189H67ZM83 188H84V187H83ZM85 188H86V187H85ZM85 188H84L83 190H81V191H84ZM140 188H141V186H140ZM145 188H146V187H144L143 189H145ZM45 189H46V188H45ZM52 189H53V187H52ZM92 189H93V188H92ZM110 189H111L110 191H112V188H110ZM113 189H114V188H113ZM137 189L139 190V188H137ZM4 190H5V189H4ZM7 190H8V189H7ZM10 190H11V189H10ZM20 190H21V189H20ZM42 190H43V189H42ZM48 190L50 191V189H48ZM86 190H88V188H87ZM86 190H85L84 192H87ZM93 190H94V189H93ZM114 190H115V189H114ZM138 190H137V192H138ZM1 191H2V190H1ZM27 191H28V190H27ZM57 191H58V190H57ZM57 191L55 190V193H56L55 195L60 194V193H58ZM65 191H68V190H65ZM94 191H95V190H94ZM123 191H124V190H123ZM140 191H141V190H140ZM18 192H19V191H18ZM41 192H43V191H41ZM51 192H53V190H51ZM51 192H50V193H49V192H48V193L45 192V193L48 195V197H49L50 199H51L52 197L49 196V195H50V194H51V195L53 194V193H51ZM59 192H61V190H59ZM74 192H75V191H74ZM88 192H91V191H88ZM88 192H87V193H88ZM92 192H93V191H92ZM106 192H107V191H106ZM108 192H109V191H108ZM108 192H107V194H108ZM1 193H2V192H1ZM4 193H5V194H4ZM4 193H3V194L6 196V192H4ZM11 193H12V191H11ZM25 193H26V192H25ZM29 193H30V192H29ZM29 193H28V194H29ZM57 193H58V194H57ZM61 193H63V189H62V192H61ZM65 193H66V192H65ZM69 193H66V195H67V194L69 195ZM77 193L81 194L82 192L80 193L79 191H77ZM121 193H124V192H121ZM140 193H141V192H140ZM8 194H9V193H7V195H8ZM28 194H27V196H28ZM36 194H37V193H36ZM74 194H75V193H74ZM74 194H73V196H74ZM137 194H138V193H137ZM17 195H18V193H17ZM19 195H20V194H19ZM38 195H39V194H38ZM55 195H52L53 198L56 197ZM66 195H65V196H66ZM68 195H67V196H68ZM71 195H72V194H70L69 196H71ZM75 195H77V194H75ZM83 195H85V194H83ZM119 195H121V194H119ZM122 195H123V194H122ZM122 195H121V197H122ZM135 195H136V194H135ZM0 196H1V195H0ZM9 196H10V195L7 196L8 199H9ZM15 196H16V195H15ZM23 196H26V195H23ZM27 196H26V197H27ZM40 196H41V195H40ZM45 196H46V195H45ZM45 196H42V197H44V198H42L43 201H44V199H46ZM65 196H64V197H65ZM73 196H72V198H73ZM77 196H78V195H77ZM125 196H126V195H125ZM137 196H138V195H137ZM7 197H6V199H7ZM19 197H22V196L20 195ZM29 197H31V196L29 195ZM57 197H58V196H57ZM57 197H56V198H57ZM61 197H63V195H62ZM61 197H60V200H61ZM64 197H63V199H64ZM78 197H81V196L79 195ZM82 197H83V196H82ZM24 198H25V197H24ZM27 198H28V197H27ZM36 198H37V196H36ZM58 198H59V197H58ZM58 198H57V199H58ZM67 198H70V197H67ZM123 198H125V197H123ZM123 198H122V199H123ZM136 198H139V197H136ZM141 198H142V197H141ZM8 199H7V201H8ZM32 199H33V198H32ZM38 199H39V197H38ZM54 199H55V198H54ZM57 199H55V200H57ZM65 199H66V198H65ZM75 199H78V198H75ZM118 199H120V197H119ZM122 199H121V200H122ZM1 200H3L2 197H1ZM11 200H13V199H11ZM28 200H29V199H28ZM34 200L36 201V199H34ZM47 200H48V198H47ZM58 200H59V199H58ZM60 200H59L58 202H60ZM68 200H69V199H68ZM71 200H72V199H71ZM79 200H80V198H79ZM79 200H77V201H79ZM123 200H125V199H123ZM140 200H141V199H140ZM9 201H10V200H9ZM9 201H8V202H9ZM14 201H15V199H14ZM24 201H25V200H24ZM24 201H23V203H24ZM31 201H32V200H31ZM39 201H41V200L39 199ZM45 201H46V200H45ZM66 201H67V200H66ZM66 201H65V204L67 203ZM77 201H76V202H77ZM137 201H138V200H137ZM10 202H11V201H10ZM12 202H13V201H12ZM15 202H16V201H15ZM27 202H28V201H27ZM46 202H47V201H46ZM48 202H51V201L48 200ZM48 202H47V203H48ZM54 202H56V201H54ZM62 202H63V201H62ZM70 202L72 203L73 200L70 201ZM122 202H123V201H122ZM139 202H141V201H139ZM5 203H6V202H5ZM33 203H34V202H33ZM36 203H37V201H36ZM63 203H64V202H63ZM63 203H62V204H63ZM2 204H3V203H2ZM14 204H15V206H17V207L20 206V205H19V206L16 205V203H14ZM17 204H18V203H17ZM27 204H28V203H27ZM29 204H30V203H29ZM40 204H41V203H40ZM52 204H54V206H52V207H55V204L57 205V203H52V202H51V205H52ZM60 204H61V203H60ZM0 205H1V204H0ZM10 205H11V204H10ZM12 205H13V204H12ZM30 205H31V204H30ZM30 205H29V206H30ZM33 205H34V204H33ZM33 205H31V206H32V209H31L29 206H28V207H29V209L33 210V212H35V211H34V208H36L35 205H38V204H35V205H34V208H33ZM45 205H46V204H45ZM49 205H50V204H49ZM51 205H50V206H51ZM76 205H77V204H76ZM4 206H6V205H4ZM47 206H48V205H47ZM47 206H46V207H47ZM66 206H67V205H66ZM66 206H65V209H67ZM77 206L79 207V205H77ZM77 206H74V207L77 208ZM17 207H16V208H17ZM24 207H25V206H24ZM69 207H70V206H69ZM114 207H115V206H114ZM4 208H5V207H4ZM6 208H7V207H6ZM13 208H14V207H12L11 209H13ZM37 208L39 209V207H37ZM37 208H36V209H37ZM41 208H42V206H41ZM43 208H44V207H43ZM50 208H51V207H50ZM71 208H73V207H71ZM71 208H70V209H71ZM75 208H73V209H75ZM80 208H81V207H80ZM94 208H95V207H94ZM94 208H92V209H94ZM116 208H117V206H116ZM11 209H9V212L12 211ZM51 209H56V208H51ZM63 209H64V207H63ZM65 209H64V210H65ZM113 209H114V208H113ZM2 210H3V208H2ZM20 210H21V209H20ZM22 210H23V209H22ZM24 210H25V209H24ZM24 210H23V211H24ZM44 210H45V209H44ZM46 210L48 211V209H46ZM77 210H78V209H77ZM7 211H8V210H7ZM7 211H6V212H7ZM15 211H16V209H15ZM17 211H18V209H17ZM17 211H16V212H17ZM28 211H29V210H27L26 213H31V212H28ZM36 211H38V210H36ZM40 211H41V210H40ZM67 211H68V209H67ZM73 211H74V210H73ZM93 211H94V210H93ZM101 211H102V210H101ZM104 211H105V210H104ZM106 211H107V210H106ZM38 212H39V211H38ZM38 212H35L34 214H30V215H35V214H37ZM50 212H51V211H50ZM77 212H78V211H77ZM97 212H98V210H97ZM108 212H109V211H108ZM113 212H114V211H113ZM2 213H3V212H2ZM7 213H8V212H7ZM22 213H23V212L21 211V214H22ZM39 213H40V212H39ZM41 213H43V212H41ZM64 213H65V212H64ZM73 213H74V212H73ZM75 213H76V210H75ZM98 213H100V212H98ZM103 213H104V212H103ZM0 214H1V213H0ZM4 214H5V212H4ZM8 214H9V213H8ZM11 214H12V213H11ZM13 214H16V213H13ZM44 214H45V212H44ZM48 214H50V213H48ZM53 214H54V213H53ZM94 214H95V211H94ZM96 214H97V213H96ZM104 214H105V213H104ZM104 214H103V215H104ZM108 214H109V213H108ZM16 215H17V214H16ZM26 215H27V214H26ZM38 215L41 216L42 214H38ZM98 215H99V214H98ZM98 215H97V217H98ZM103 215H102V216H103ZM5 216H6V214H5ZM9 216H10V215H9ZM21 216H22V215H20V217H21ZM23 216H25V215H23ZM27 216H28V215H27ZM35 216H36V215H35ZM44 216H45V215H44ZM49 216H50V215H49ZM49 216H48V217H49ZM55 216H56V215H55ZM99 216H100V215H99ZM6 217H7V216H6ZM10 217H12V215H11ZM25 217H26V216H25ZM37 217H38V216H36V218H37ZM65 217H66V216H65ZM16 218H17V217H16ZM18 218H19V216H18ZM26 218H27V217H26ZM34 218H35V217H34ZM45 218H46V217H45ZM45 218L43 217V219H45ZM62 218H63V217H62ZM99 218H100V217H99ZM101 218H102V217H101ZM5 219H6V218H5ZM11 219H12V218H11ZM51 219H52V218H51ZM6 220H7V219H6ZM6 220H5V221H6ZM9 220H10V218H9ZM13 220H15V219L13 218ZM13 220H12V221H13ZM16 220H17V219H16ZM16 220H15V221H16ZM21 220H22V218H21ZM48 220H49V219H48ZM59 220H60V219H59ZM0 221H1V220H0ZM3 221H4V219H3ZM7 221H8V220H7ZM33 221H36V220H33ZM49 221H50V220H49ZM9 222H10V221H9ZM13 222H14V221H13ZM16 222H17V221H16ZM30 222H32V221H30ZM36 222H37V221H36ZM51 222H52V221H51ZM53 222H54V221H53ZM76 222H77V221H76ZM123 222H124V221H123ZM4 223H5V222H4ZM6 223H7V222H6ZM32 223H33V222H32ZM61 223H62V222H61ZM80 223H81V222H79V224H80ZM97 223H98V222H97ZM1 224H3V222H2ZM1 224H0V225H1ZM8 224H10V223H8ZM16 224H17V223H16ZM83 224H84V222H83ZM118 224L120 225V222H119V221H118ZM118 224H117V226H118ZM3 225H5V224H3ZM20 225H21V224H20ZM45 225H46V222H45ZM49 225H50V224H49ZM76 225H77V224H76ZM80 225H82V224H80ZM89 225H90V224H89ZM100 225H101V223H100ZM5 226H6V225H5ZM29 226H30V225H28L27 227H29ZM42 226H43V225H42ZM77 226H78V225H77ZM84 226H85V225H84ZM97 226H98V225H97ZM13 227H15V226H13ZM25 227H26V226H25ZM40 227H41V226H40ZM93 227L95 228V226H93ZM0 228H2V226H0ZM47 228H48V227H47ZM89 228H90V227H89ZM118 228H119V227H118ZM8 229H9V227H8ZM8 229H7V230H8ZM10 229H11V228H10ZM15 229H16V228H15ZM17 229H18V228H17ZM20 229H21V228H19V230H20ZM49 229H50V228H49ZM52 229L54 230L55 228H52ZM56 229H57V228H56ZM78 229L80 230V228H78ZM91 229H93V228H91ZM100 229H101V226H100ZM110 229H111V228H110ZM110 229H109V231L111 232L113 229H111V230H110ZM120 229H121V227H120L119 229H117V230L120 231ZM2 230H3V229H2ZM4 230H5V232H4L5 234H6L7 232H9V231H6V228H4ZM11 230H12V229H11ZM19 230H18V231H19ZM53 230H52V231H53ZM73 230H74V229H73ZM73 230H72V235L70 234L71 236L74 235L73 232H76L77 229H75L74 231H73ZM117 230H116V231H117ZM20 231H22V230H20ZM32 231H33V230H32ZM32 231H31V232H32ZM38 231H40V230L38 229ZM99 231H100V230H99ZM113 231H114V230H113ZM113 231H112V232H113ZM116 231H115V232H116ZM2 232H3V231H2ZM15 232H16V230H15ZM15 232L12 230V233H15ZM79 232H80V231H79ZM88 232L90 233V230H89ZM92 232H93V231H92ZM101 232H102V231H100V233H101ZM107 232H108V231H107ZM110 232H109L108 235H112V236H113V233H114V232H113L112 234H111ZM123 232H124V231H123ZM4 233H3V235H5ZM12 233H10V234H12ZM38 233H39V232H38ZM44 233H45V232H44ZM44 233H43V234H44ZM95 233H97V231H95ZM95 233H94L93 235H96ZM100 233H98V234H100ZM104 233H105V232H104ZM121 233H122V232H121ZM121 233H120V234H121ZM7 234H8V233H7ZM15 234H16V233H15ZM21 234H22V232L20 233V235H21ZM24 234H25V233H24ZM26 234H29V233L26 232ZM32 234H33V232H32ZM45 234H46V233H45ZM45 234H44V236H45ZM68 234H69V233H68ZM68 234H66L64 237H66ZM78 234H79V233H78ZM90 234H92V233H90ZM101 234H102V233H101ZM105 234H106V233H105ZM105 234H104V235H105ZM122 234H123V233H122ZM124 234H125V232H124ZM30 235H31V233H30ZM35 235H36V234H35ZM47 235H50V234L47 233ZM54 235H55V234H54ZM58 235H59V234H58ZM75 235H77V233H75ZM75 235H74V236H75ZM93 235H91V240H92V241L94 240V239H93V237H94ZM106 235H107V234H106ZM115 235H116V233H115ZM8 236H9V235H8ZM8 236L5 235V236H4V239H6L5 237H8ZM10 236H11V235H10ZM26 236H27V235H26ZM52 236H53V235H52ZM87 236H88V235H87ZM87 236H86L85 238H88ZM92 236H93V237H92ZM101 236H102V235H101ZM101 236H100V237H101ZM0 237H1V236H0ZM16 237H17V236H16ZM18 237H19V234H18ZM31 237H32V236H31ZM38 237H39V236H38ZM95 237H98V235L95 236ZM95 237H94V238H95ZM104 237L107 238V236H104ZM110 237H111V236H110ZM110 237H108V238H110ZM2 238H3V237H2ZM2 238H0V240H1ZM13 238H15V237H13ZM76 238H77V237H76ZM78 238H81V237H78ZM8 239H9V238H8ZM32 239H33V238H32ZM50 239H51V238H50ZM56 239H57V238H56ZM82 239H83V238H82ZM95 239H97V238H95ZM2 240H3V239H2ZM10 240H13V239H10ZM47 240H48V239H47ZM67 240H68V239H67ZM67 240H66V241H67ZM69 240L71 241V239H69ZM84 240L87 241V239H84ZM18 241H19V240H18ZM29 241H30V240H29ZM66 241H65V242H66ZM70 241H69V242H70ZM72 241H73V240H72ZM76 241H77V240H76ZM80 241H81V239H80ZM80 241H79V244H81V243L83 242V240H82L81 243H80ZM88 241H90L89 238H88ZM88 241H87V242H88ZM92 241H90V243H91ZM5 242H6V241H5ZM8 242H9V241H8ZM20 242H21V240H20ZM61 242H62V241H61ZM73 242H74V241H73ZM73 242H72V243H73ZM77 242H78V241H77ZM87 242H86V243H87ZM18 243H19V242H18ZM25 243H26V241H25ZM29 243H30V242H29ZM32 243H33V242H32ZM36 243H37V242H36ZM43 243H44V242H43ZM53 243H54V242H53ZM66 243L68 244V242H66ZM70 243H71V242H70ZM9 244H10V243H9ZM19 244H20V243H19ZM56 244H57V243H56ZM84 244H85V243H84ZM84 244H83V245H84ZM87 244H88V243H87ZM20 245L23 247V243L20 244ZM62 245H63V242H62ZM62 245H61V246H62ZM75 245H77V244L75 243ZM151 245H152V243H151ZM3 246H4V245H3ZM17 246L19 247V245H17ZM25 246H26V245H25ZM48 246H49V243H48ZM68 246H69V244H68ZM128 246H129V248H132V246H131V247H130V245H128ZM128 246H127V249H128ZM149 246H150V245H149ZM5 247H6V246H4V249H5ZM62 247H63V246H62ZM69 247H70V246H69ZM120 247H121V250H122V246H120ZM120 247H119V248H120ZM133 247H134V246H133ZM146 247H147V245H146ZM158 247H159V246H158ZM8 248H10V247H8ZM19 248H20V247H19ZM25 248H26V247H25ZM36 248H37V247H36ZM39 248H40V247H39ZM43 248H44V247H43ZM53 248H54V247H53ZM60 248H61V247H60ZM63 248H64V247H63ZM66 248L68 249L67 245H66ZM135 248H136V247H135ZM14 249H16V248H14ZM37 249H38V248H37ZM58 249H59V248H58ZM123 249H124V248H123ZM132 249H133V248H132ZM136 249H137V248H136ZM160 249H161V248H160ZM171 249H172V247H171ZM69 250H70V248H69ZM118 250H119V249H118ZM138 250H140V248H139ZM138 250H137V251H138ZM146 250H147V249H146ZM150 250H152V249H150ZM153 250H154V249H153ZM153 250H152V251H153ZM2 251H4V250H2ZM2 251H1V252H2ZM6 251H7V250H6ZM6 251H4V252L7 253ZM11 251L14 252L12 249H11ZM64 251L66 252L67 250H64ZM133 251L135 252V249H134ZM148 251H149V250H148ZM12 252H10V253H12ZM22 252H24V251H22ZM37 252H38V251H37ZM42 252H43V251H42ZM45 252H46V251H45ZM65 252L62 251L61 254L65 253ZM67 252H68V251H67ZM67 252H66V253H67ZM107 252H108V251H106V253H107ZM118 252H119V251H118ZM138 252H140V251H138ZM138 252H137V253H138ZM141 252H142V251H141ZM141 252H140V253H141ZM173 252H174V251H173ZM5 253H4L3 256H4V257H7V256H5V255H6ZM19 253H20V252H19ZM116 253H117V252H116ZM116 253H115V254H116ZM120 253H122V252H120ZM146 253H147V252H146ZM156 253H158V252L156 251ZM161 253H162V252H161ZM2 254H3V253H2ZM25 254H26V253H25ZM58 254H59V253H58ZM68 254H69V253H68ZM7 255H9V253H8ZM13 255H14V254H13ZM15 255H16V254H15ZM128 255H129V253H128ZM142 255H144V254H142ZM148 255H150V253H149ZM21 256H22V255H21ZM33 256H34V255H33ZM37 256H38V255H37ZM37 256H36V257H37ZM54 256H55V255H54ZM121 256H122V254H121ZM121 256L119 257L120 259H121ZM124 256H126V255H124ZM146 256H147V255H146ZM154 256H156V254H155ZM1 257H2V256H1ZM13 257H14V256H13ZM107 257H108V255H107ZM110 257H111V256H110ZM117 257H118V256H117ZM14 258H15V257H14ZM122 258H123V256H122ZM5 259H7V258H5ZM35 259H36V258H35ZM133 259H134V258H133ZM11 260H12V259H11ZM31 260H32V259H31ZM156 260H157V259H156ZM3 261H4V259H3ZM6 261H7V260H6ZM26 261H27V260H26ZM37 261H38V260H37ZM40 261H41V260H40ZM40 261H39V262H40ZM77 261H80V260L78 259ZM104 261H105V260H104ZM127 261L130 262L128 259H127ZM143 261H144V260H143ZM33 262H34V261H33ZM60 262H61V261H60ZM101 262H102V261H101ZM107 262H108V261H107ZM109 262H110V261H109ZM139 262H140V261H139ZM160 262H161V261H160ZM9 263H10V262H9ZM30 263H31V262H30ZM35 263H36V262H35ZM140 263H141V262H140ZM143 263H144V262H143ZM150 263H152V261H151ZM162 263H163V262H162ZM162 263H161V264H162ZM0 264H1V263H0ZM3 264H4V263H3ZM26 264H27V262H26ZM61 264H62V263H61ZM63 264H64V263H63ZM68 264H69V263H68ZM71 264H72V263H71ZM102 264H103V263H102ZM121 264H122V263H121ZM124 264H125V263H124ZM141 264H142V263H141ZM154 264H155V263H154Z\"/></svg>",
  "mask_w": 264,
  "mask_h": 264
}]
</instances>
